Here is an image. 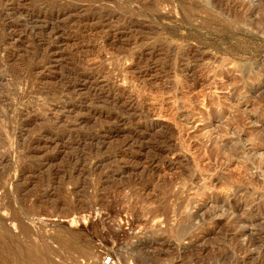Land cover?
<instances>
[{"label":"rangeland","instance_id":"obj_1","mask_svg":"<svg viewBox=\"0 0 264 264\" xmlns=\"http://www.w3.org/2000/svg\"><path fill=\"white\" fill-rule=\"evenodd\" d=\"M18 226L54 264H264V0H0Z\"/></svg>","mask_w":264,"mask_h":264},{"label":"bare ground","instance_id":"obj_2","mask_svg":"<svg viewBox=\"0 0 264 264\" xmlns=\"http://www.w3.org/2000/svg\"><path fill=\"white\" fill-rule=\"evenodd\" d=\"M18 227H20L18 229L19 230V234L18 235L20 237L17 236V238L18 237H19L18 239H21L22 238L21 241H18L16 239H15L16 241L15 240L11 241L10 240L11 239L10 237L12 235L9 236L10 239L7 238V235L6 236H4V235L3 236H0V264H6L8 261H11V260L18 261V260H20L21 257H25L26 260L28 259V262H30V264H33V263H31V261H33V260H34V262L37 261V260L38 261H41V264L43 262H45V264H54L52 262V257H54L53 254H55L56 252L55 253L54 252L53 253L50 252L51 255H48V254L43 255L38 250L39 249V246L38 245H35V244H32V243L31 244H28V240L30 238L29 236L31 235V233H29L30 231L27 230L25 228V226L24 227L23 226H18ZM14 238H16V237H14ZM14 238H12V239H14ZM143 243H145V242H143ZM146 243H149V242L147 241ZM41 245L44 246V248L46 250H49V247H47L46 245H43V244H41ZM76 245L77 244H75V242H74V244H72V243L68 244L69 247H74ZM146 245H149V244H146ZM87 248H85L86 249L85 252L86 253H89L88 250H87ZM151 255H153V253ZM145 256L146 255H144V256L141 257L140 264H146L148 262V260H151L154 257H155L156 262H154L153 264H163L162 261H161V258H160V253L157 254V256L151 257V259L149 257H145ZM55 257H56V255H55ZM25 259L23 258V260H25ZM23 260H21V261H23ZM28 262H26V263H28ZM23 263H24V261H23ZM37 263H40V262H37ZM8 264H9V262H8Z\"/></svg>","mask_w":264,"mask_h":264},{"label":"built area","instance_id":"obj_3","mask_svg":"<svg viewBox=\"0 0 264 264\" xmlns=\"http://www.w3.org/2000/svg\"><path fill=\"white\" fill-rule=\"evenodd\" d=\"M100 264H117L111 254L104 255L101 259Z\"/></svg>","mask_w":264,"mask_h":264}]
</instances>
